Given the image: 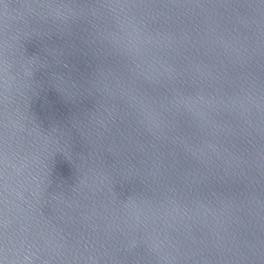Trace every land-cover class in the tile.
Instances as JSON below:
<instances>
[{
  "label": "water",
  "instance_id": "obj_1",
  "mask_svg": "<svg viewBox=\"0 0 264 264\" xmlns=\"http://www.w3.org/2000/svg\"><path fill=\"white\" fill-rule=\"evenodd\" d=\"M0 264H264V0H0Z\"/></svg>",
  "mask_w": 264,
  "mask_h": 264
}]
</instances>
